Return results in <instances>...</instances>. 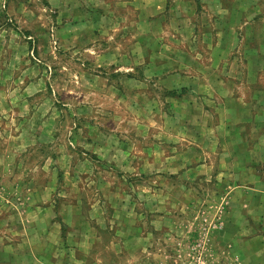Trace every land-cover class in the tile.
<instances>
[{"label": "rangeland", "instance_id": "obj_1", "mask_svg": "<svg viewBox=\"0 0 264 264\" xmlns=\"http://www.w3.org/2000/svg\"><path fill=\"white\" fill-rule=\"evenodd\" d=\"M0 264H264V0H0Z\"/></svg>", "mask_w": 264, "mask_h": 264}, {"label": "crops", "instance_id": "obj_2", "mask_svg": "<svg viewBox=\"0 0 264 264\" xmlns=\"http://www.w3.org/2000/svg\"><path fill=\"white\" fill-rule=\"evenodd\" d=\"M214 82V81H213ZM196 93H198V92H196ZM207 93V92H206ZM245 232L246 233H248L247 232V230H245ZM242 237V238H241ZM240 238H235V240L233 241L234 243V246L236 247V245H237V243H238V241L239 242H242V243H240L239 245H240V247L241 248H246L247 249V246H248V239H249V237H243V236H241ZM230 253H232V249H230ZM247 253V251L245 252V254Z\"/></svg>", "mask_w": 264, "mask_h": 264}]
</instances>
